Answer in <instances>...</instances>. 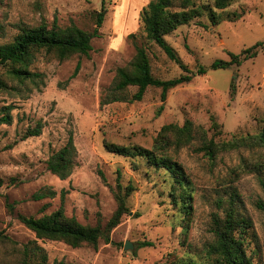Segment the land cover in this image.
I'll use <instances>...</instances> for the list:
<instances>
[{
	"label": "rangeland",
	"instance_id": "obj_1",
	"mask_svg": "<svg viewBox=\"0 0 264 264\" xmlns=\"http://www.w3.org/2000/svg\"><path fill=\"white\" fill-rule=\"evenodd\" d=\"M147 1L105 0L103 19L96 26L100 0H0V43L8 41L20 24L35 26L52 19L60 26L74 24L97 31L86 55H72L62 62L36 56L31 67L43 74L39 89L23 97L0 91V106H13L10 124H0V231L18 244L33 239L16 215L38 217L60 203L64 214L81 224L103 225L115 207L108 187L114 189L118 178L122 186L129 183L133 190L126 198L128 212L110 230L109 242L99 240L92 248L36 239L49 262L170 264L184 258L206 262L212 215L222 213L234 192V210L252 223L254 236L245 237L246 253L252 264H264V145L239 144L218 149L208 158L199 150L197 135L187 145L169 148L167 155L180 165L189 183L190 212L185 216L179 203L171 201L169 190L174 183L167 171L144 159L108 152L103 146L111 142L150 148L162 124L181 125L185 119L218 143L254 136L264 121V0H229L222 9L213 8V0H192L211 7L215 22L204 10L164 40L189 71L198 65L205 71L168 89L163 101L160 88L148 86L139 100L99 104L115 68L129 61L134 44L144 41L138 13ZM259 41L263 45L257 54L240 65L210 68L213 60L226 61L228 52L238 54ZM145 46L153 77L170 79L182 73L155 44ZM76 62L79 66L72 75ZM5 68L0 64V77ZM134 90L129 86L128 96ZM209 114L215 117L217 132L210 126ZM37 121L40 133L20 139L25 127ZM68 132L76 149V165L65 179H59L46 170L45 159L65 142ZM38 189L52 190L54 195L31 198ZM143 240L151 244L137 246ZM125 241L131 249H123ZM17 259L16 248L0 242V264H16Z\"/></svg>",
	"mask_w": 264,
	"mask_h": 264
},
{
	"label": "trees",
	"instance_id": "obj_2",
	"mask_svg": "<svg viewBox=\"0 0 264 264\" xmlns=\"http://www.w3.org/2000/svg\"><path fill=\"white\" fill-rule=\"evenodd\" d=\"M104 1L100 0V10L95 13V24L99 26L105 12ZM229 0H213L212 7L222 9ZM206 11L211 23L215 22L214 10L205 4H196L192 0H148L139 10V30L143 34V43L134 44V52L129 61L115 68L114 75L108 86L103 99L99 104L114 101L139 100L148 86L160 88V100L165 99L166 91L181 83H187L192 76L202 74L205 69L198 65L194 72L189 71L180 61L174 49L167 44L164 36L174 31L179 25L187 24L194 18L199 17ZM97 33L96 28L86 31L74 24L60 26L52 19L50 23L41 22L35 26L20 24L16 32L8 41L0 43V64L6 65L4 77H0V91L10 92L20 97L26 96L32 89H39L43 84V74L31 67L36 56L47 57L57 62H62L72 55H86L90 50V39ZM127 36L133 37L132 33ZM155 44L161 51L181 69L182 73L170 79H159L152 76L145 44ZM263 42L242 49L238 54L228 52V60H213L210 68H227L230 65H240L243 60L254 57L262 47ZM76 62L72 75L78 69ZM129 86L135 90L128 96ZM229 95H232V83ZM11 104L0 106V124H10ZM210 126L215 129L217 123L215 117L208 116ZM41 123L37 121L33 126H26L20 139L36 136L40 133ZM199 135V150L203 151L208 158H213L218 149H227L244 143L264 145V121L257 133L250 137H241L237 140L215 142L213 138H206L203 130H195L192 122L185 119L181 125L176 123L162 124L152 139L150 148L138 145H119L104 142V148L111 153L122 157L144 159L148 165L154 168H163L171 175L174 189L169 190L171 201L179 203L178 208L183 216L189 214L190 204L189 183L180 165L173 161L167 150L177 149L189 144ZM248 139L250 141H248ZM76 165V149L73 144L72 134L68 132L65 142L53 150L45 159V168L59 179H65ZM253 166V165H252ZM98 175L104 181L100 171ZM118 176V173H117ZM114 189L108 187L112 193L115 207L110 216L101 225L81 224L74 216H66L63 212L62 203L53 211L34 217L31 215L17 214L16 218L28 228L34 235L24 243L18 244L6 234L0 231V242L8 243L16 248L18 259L16 264H70L62 260L47 259L46 251L36 239L61 241L70 247L91 246L95 248L97 242L102 240L109 242V232L115 227L121 216L128 212L126 198L133 190L131 184L122 186L116 178ZM1 185V179H0ZM54 191L38 189L31 194V198L38 200L44 197H52ZM231 192L228 205L221 214L214 213L211 218L210 232L212 241L205 249L206 262L193 261L191 258L179 259L170 264H252L250 255L246 253L245 237L254 236L252 223L246 216L234 210V196ZM60 200L63 191L59 193ZM257 206L263 208L261 203ZM148 241H138L137 246H146Z\"/></svg>",
	"mask_w": 264,
	"mask_h": 264
},
{
	"label": "water",
	"instance_id": "obj_3",
	"mask_svg": "<svg viewBox=\"0 0 264 264\" xmlns=\"http://www.w3.org/2000/svg\"><path fill=\"white\" fill-rule=\"evenodd\" d=\"M122 247L123 249H131V244L129 241H125Z\"/></svg>",
	"mask_w": 264,
	"mask_h": 264
}]
</instances>
